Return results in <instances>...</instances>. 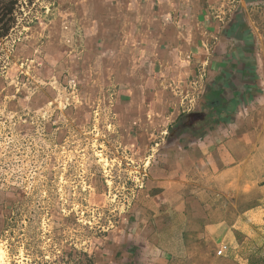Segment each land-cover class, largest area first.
<instances>
[{
	"label": "crops",
	"instance_id": "crops-1",
	"mask_svg": "<svg viewBox=\"0 0 264 264\" xmlns=\"http://www.w3.org/2000/svg\"><path fill=\"white\" fill-rule=\"evenodd\" d=\"M223 2L57 0L61 17L38 43L19 42L8 68L13 77L19 59H33L25 71L33 72L34 87L21 82L16 97L12 80L0 76L6 106L17 110L32 89L26 97L43 105L46 130L58 139L97 120V109L113 121L124 147L145 159L131 210L97 251L100 264H169L170 251L185 247L191 229L198 236L216 229L211 211L202 213V191L255 183L256 197L264 200V156L257 146L264 134V7L256 9L252 44L251 15L245 27L223 22ZM201 71L195 103L182 111L171 86L198 80ZM70 79L74 99L58 107V92ZM254 159H262L260 170H249ZM3 198L1 220L9 205ZM202 223L208 227L200 229Z\"/></svg>",
	"mask_w": 264,
	"mask_h": 264
},
{
	"label": "rangeland",
	"instance_id": "rangeland-1",
	"mask_svg": "<svg viewBox=\"0 0 264 264\" xmlns=\"http://www.w3.org/2000/svg\"><path fill=\"white\" fill-rule=\"evenodd\" d=\"M9 1L0 0V28L7 18L1 20L3 7ZM56 6L57 0H15L8 32L0 36V76L9 77L8 68L14 63L19 42L38 43L46 37L54 19L61 17ZM220 7L224 10L223 22L233 19L242 27L248 24L246 13L251 15L249 40L253 44L259 14L256 9L261 10L263 2L224 0ZM26 59L28 66L23 69L32 68L33 59H19L18 72L9 77L16 97L22 96L19 84L29 83L34 77L33 72H27L29 80L18 75L19 61ZM27 90L33 96L32 89ZM30 97L23 98L25 102L19 108L25 103L37 108ZM72 99L73 91L59 90L54 104L62 107ZM3 106L11 110L0 98V120L4 122ZM19 108L12 111L20 114ZM18 116L9 123V132L0 127V200L4 196L9 202L4 208L6 218L0 219V247L5 256L0 264H100L97 251L131 210L143 182L140 172L145 159L141 161L124 147L116 127H107L108 122L97 109V120L66 133L65 151H59L63 139L46 130L48 141L58 144L54 154L50 143L46 156L35 151L37 134L28 140L30 133L20 130ZM262 135L257 146L264 156ZM261 161L254 159L249 170H260ZM256 185L237 189L235 184L232 191H202V213L206 211L208 216L211 211L216 229L210 234L202 231L201 236L197 229H191L195 234L187 231L185 247L170 251L169 264H264V200L256 197ZM225 220L227 223H220ZM204 226L208 224L202 223L199 228ZM226 228L230 231L222 241ZM198 239L201 244L194 245ZM223 244L226 249L218 254Z\"/></svg>",
	"mask_w": 264,
	"mask_h": 264
},
{
	"label": "built area",
	"instance_id": "built-area-1",
	"mask_svg": "<svg viewBox=\"0 0 264 264\" xmlns=\"http://www.w3.org/2000/svg\"><path fill=\"white\" fill-rule=\"evenodd\" d=\"M26 61H28L27 59L25 61H19V74L18 75H22L25 76V78L27 80H29V76L28 73L23 69L24 67H27L28 65L26 64ZM204 76V73L201 71L200 72V77L199 79H194V80H189L187 82L186 85H183L181 82H178L177 84H174L172 87V92L175 96L179 97V102H180V109L182 111L185 110H189L193 107V103H195V100L197 98V95L200 91V87H199V80ZM15 78H18L15 77ZM75 86V81L73 79H70V81L67 84V88L68 90L73 91ZM25 100H27V98L25 97ZM20 114H17V112L12 111V110H8L6 107L3 106L2 112L4 115V122L2 120H0V127H2L3 129H6L7 132H9V123H11L13 120L15 121V118L18 115L20 119L18 121V126L20 128V130H25L27 132H29V139L28 140H33L34 136L33 134H37L38 138H37V144H34V148L35 151H38V153L40 154V156H46L47 155V149L50 146H52V150L54 151V154L56 153L57 150V143L56 142H49V138H48V134L46 132L45 126H46V122H47V116H46V111L42 108V107H29L28 105H26V103L24 105H20L19 108ZM3 117V116H2ZM11 117H14V119H12ZM113 123L108 122L106 124L107 127L112 126ZM67 141L66 138H64L61 143L59 144L60 150L59 151H65L62 150L66 147L67 145ZM53 153V152H52ZM146 162H144L143 164V169L140 172V178L143 179L145 176V171H146ZM142 183V181H141ZM140 183V184H141ZM226 249V245L223 244L220 248L217 249L218 254H221L222 251H224Z\"/></svg>",
	"mask_w": 264,
	"mask_h": 264
},
{
	"label": "trees",
	"instance_id": "trees-1",
	"mask_svg": "<svg viewBox=\"0 0 264 264\" xmlns=\"http://www.w3.org/2000/svg\"><path fill=\"white\" fill-rule=\"evenodd\" d=\"M14 5H15V0H10L9 5H5L3 7L4 12L2 13L1 20H3L4 17L7 16L6 21L3 22V25L0 28V36L5 35L8 32L9 28V22H11L12 16L11 14L14 11Z\"/></svg>",
	"mask_w": 264,
	"mask_h": 264
},
{
	"label": "bare ground",
	"instance_id": "bare-ground-1",
	"mask_svg": "<svg viewBox=\"0 0 264 264\" xmlns=\"http://www.w3.org/2000/svg\"><path fill=\"white\" fill-rule=\"evenodd\" d=\"M3 257H5V256H4V251H3L2 248L0 247V262H1V263L4 262V261H2V260H3Z\"/></svg>",
	"mask_w": 264,
	"mask_h": 264
}]
</instances>
